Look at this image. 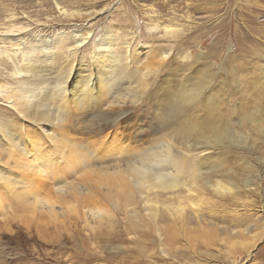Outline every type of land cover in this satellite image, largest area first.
<instances>
[{"label": "bare ground", "instance_id": "bare-ground-1", "mask_svg": "<svg viewBox=\"0 0 264 264\" xmlns=\"http://www.w3.org/2000/svg\"><path fill=\"white\" fill-rule=\"evenodd\" d=\"M32 24L12 20L0 30V64H13V82L0 78V98L18 115L12 119L0 113V178L5 185L11 184L33 212L45 211L56 219L74 212L95 228L124 213L135 228L157 233L161 244L172 247L179 231L191 228L192 221L197 224L194 227L210 226L215 234L206 236L208 243L250 249L257 241L253 236L242 242L228 239L252 234L261 226L264 188L260 191L263 184L253 162L242 157L244 167L237 170L227 157L230 147L247 145L250 133L241 124L264 120V89L257 85V71H251L256 80L243 77V85L242 75L230 73V83L221 94H214V87L207 93L213 82L208 68L177 88L167 85L153 104L161 131L135 146L114 130L106 146L90 148L73 137L76 133L68 125L69 116L101 103L124 105L130 96L136 103L155 99L150 77L159 74L156 64L163 66L170 47L160 57L153 54V61H145L144 69L136 70L133 62L143 63L142 56L115 51L119 36L113 30L94 42L87 61L79 59L75 49L87 39L80 29L73 30L75 44L66 41L68 50L62 53L54 51L58 37H34L29 32ZM63 54L69 58L67 64L61 63ZM201 97L207 105L201 104ZM233 98L239 108L232 106ZM218 143L227 158L224 162L203 155ZM50 178H54L55 193L42 196L39 191ZM57 198L63 200L59 203ZM219 231L227 235L219 236Z\"/></svg>", "mask_w": 264, "mask_h": 264}, {"label": "rangeland", "instance_id": "rangeland-1", "mask_svg": "<svg viewBox=\"0 0 264 264\" xmlns=\"http://www.w3.org/2000/svg\"><path fill=\"white\" fill-rule=\"evenodd\" d=\"M12 20L32 22L29 32L34 37L44 34L58 37L54 51H64L62 53L68 50L66 41L70 46L75 44L73 30L80 29L87 39L75 49L79 50L78 58L84 57L87 61L91 60L94 42L113 30L119 36L115 51L123 55L128 51L132 57L142 56L143 63L133 62L136 70L144 69L145 61H153V54L160 57L170 47V57L163 66L155 61L161 69L159 74L150 77L149 88L156 91L155 99L136 103L130 96L124 105L101 103L69 116L68 125L76 130L73 137L90 148L106 146L114 130L126 143L134 142L135 146L146 143L155 131L162 130L154 103L166 86L177 88L187 79L198 77L206 68L211 70L213 79L207 93L214 87L213 91H217L214 94H221L230 83L231 74L242 75V85L243 77L245 81H255L251 71H257V85L264 89V0H0V30ZM174 29L178 30L173 32ZM63 34L69 40L64 39ZM68 59L63 54L61 63L67 64ZM12 69V62H1L0 78L13 82ZM200 100L202 105H207L203 97ZM234 101L232 106L239 108V102ZM12 108L8 101L0 98L1 115L18 118ZM198 120L191 118L192 122ZM257 123L245 120L241 124L250 133L247 145L230 147L227 158L237 170L244 167L242 157L253 162L257 178L263 184L262 191L264 128L258 126H264V120ZM39 135L42 136L40 132ZM219 146V143L213 148L206 146L209 150L203 155H207L208 160L224 162L227 158ZM50 179L42 185L43 192L39 191L42 196L55 193L51 187L54 178ZM57 200L60 203L63 199ZM129 221L124 213H119L117 220L91 228L74 212L60 215L58 219L45 211L33 212L30 203L25 199L21 201L11 184L5 185L0 178V264H264L263 217L261 226L252 234L228 239L242 242L250 239L249 235L253 236L257 241L250 249L231 247L228 243H208L206 236L215 234L210 232V226L194 227L197 224L192 221L188 222L191 228L183 233L179 231L172 247L161 244L157 233L147 229V234L141 232ZM226 233L217 234L226 236Z\"/></svg>", "mask_w": 264, "mask_h": 264}]
</instances>
